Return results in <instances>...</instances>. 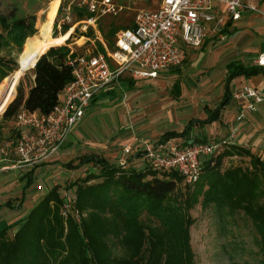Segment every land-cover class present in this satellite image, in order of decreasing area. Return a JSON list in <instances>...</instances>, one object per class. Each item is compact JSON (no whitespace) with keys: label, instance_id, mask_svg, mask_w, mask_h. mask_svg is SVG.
Masks as SVG:
<instances>
[{"label":"trees","instance_id":"16d2710c","mask_svg":"<svg viewBox=\"0 0 264 264\" xmlns=\"http://www.w3.org/2000/svg\"><path fill=\"white\" fill-rule=\"evenodd\" d=\"M62 8L63 5L58 13ZM73 10L78 19L88 15L75 5ZM112 16L117 15L106 17ZM102 18L105 17L100 18L98 26L109 47L113 48L119 27L112 20L107 29ZM35 23L34 17L0 13V84L18 65L16 59L5 57L4 51L16 46L22 52L26 39L38 32ZM70 25H63L65 41L72 33ZM132 26L133 23L123 28ZM55 27L53 35L56 37L59 34L57 22ZM82 35L96 39L95 53L104 50L93 28L79 36ZM47 44L41 53L38 52V56L44 54L34 66V84L27 93L20 86L17 97L11 102L13 94L2 122L11 120L22 106L44 114L51 112L59 93L73 79L72 67L67 64L70 47H51L46 51ZM33 54L37 58L35 51ZM262 68L238 61L229 63L219 105L214 109L206 108L204 119H191L181 131L164 132L155 144L175 137L186 138L195 124L204 126L218 120L232 98L231 80L238 75L252 76ZM173 71H179V68ZM175 91L177 96L181 94L178 82ZM13 131L10 138L18 135L16 129ZM136 155L140 156L142 152ZM235 155L247 157L250 163L226 167L225 158ZM87 164L98 167L99 172H90L71 184L77 190L75 208L86 215L79 221L73 215L65 218L61 213L60 186L47 187L39 201L16 223L19 227L13 237L9 236V230L14 224L0 229V264H198L191 243V226L195 218L190 209L201 193L204 205L214 203L231 214L242 210L250 217L259 233L261 263L264 264V159L251 149L226 144L217 154L203 160L201 177L193 184L187 183L178 172L154 170L147 164L145 168L125 167L98 154H85L77 164L70 161L65 165L78 169ZM35 169L29 170L25 177L18 204L8 200L4 203L6 206L22 208L26 191L34 183ZM184 181L185 190H179L178 185Z\"/></svg>","mask_w":264,"mask_h":264},{"label":"rangeland","instance_id":"374dc122","mask_svg":"<svg viewBox=\"0 0 264 264\" xmlns=\"http://www.w3.org/2000/svg\"><path fill=\"white\" fill-rule=\"evenodd\" d=\"M123 1H125L128 5L127 9L120 12L117 16L102 18V24L107 29L109 28V23L112 20L115 22L114 24L119 27V29H121V27L123 28L124 25H131L139 9H156V6L161 0ZM56 2L57 0H0V13L9 14L14 12L17 17H34L36 18L35 26L38 28V32L33 35L34 37L30 36L26 39L22 52H20L16 46H11V48L4 51L3 55L8 58L16 59L18 65L16 70L11 73L12 75L10 74L11 76L5 78L3 82H1L0 100L9 80L13 77V75H19V78L14 85L9 100L14 93L15 95L11 102L17 97L20 86L23 87L25 93L28 92L30 87L34 84L35 73L34 68L24 70L23 60L30 55H34V51L36 52L38 59V52L40 51L41 53L47 43L46 51L51 47L66 45H68L70 49L75 50L77 53H84L86 50H94L98 48V43L94 38L91 39V42L86 39L88 36H79L82 33L79 27L74 28V31L72 30V27L69 29L72 33L70 39H67L66 41L63 33L60 34L59 30L57 32L59 33L58 36L55 37L53 35L56 28L55 23L57 22L58 25V19H60L61 16V13H58V8H60L59 3L56 4ZM69 2L70 0H61L60 6L63 5L64 7ZM255 12H257V14H254V18L251 17V20L249 18L251 22L250 28L252 29L250 32L253 33V36H258V42L259 44H262L264 42V18L259 15L262 14L261 11ZM53 13H55V17L53 19L52 30L50 34L47 35L46 31ZM234 28H237V31L241 30V32L237 34V51H229L231 45L228 44V42L231 39L225 32L222 31L221 33L213 34V36H209L212 34L209 33L207 35V37H209H206L207 40L202 49H195L192 47L190 49L188 48L187 59L181 67V74H177L174 78H171L172 76H170L171 81L167 80L169 78L168 74L170 73H164L161 77L162 79L158 78L151 80L158 81L160 79H165L167 80L165 85H150L148 84L150 81L147 80H143L141 83L138 81L134 92H132L137 94L134 100L132 99L129 101L130 94H128L127 91L122 89L119 91L117 90V92L120 93V99H110L108 103H99L98 108L94 110L93 118L95 121L93 123H91L92 115L87 113L75 126L78 131L82 132L89 130L92 125V129L85 133L82 140H129L131 138L132 140H158L160 137L159 131L162 132L164 129L159 128V131L156 130L157 124L160 125L161 122H153L154 127H156L154 131V127L149 121L152 116V114H150V108H152V106L154 107V104L150 101L152 95L158 96V100H155V102L160 103L164 102L161 101L162 99L165 101L168 99L165 98V95H168L169 98L171 97V99L175 102L184 100L182 104L186 105V112L188 114L190 112L192 115L203 109V107L210 102L214 108L220 97L219 93L221 92L222 94L223 92V84H221L218 88V81L224 76L225 63L233 58L248 61L250 56L255 54L253 53V50H255L253 47L254 45H250V43L256 39H250V35L247 34L248 30L242 31V29L237 26ZM233 32H235V30ZM236 33L237 32L234 34ZM31 37H33V39L27 41ZM28 54L30 55L28 56ZM202 54L203 56L201 58L200 55ZM258 54L253 56V58ZM195 58L201 59L200 64L197 66L191 64L192 59ZM165 76L167 78H164ZM178 78H180V81L184 85L182 92L179 95L181 96L183 93L185 94V98L182 99L176 97L177 95L173 93V84ZM208 78H212L214 81H206ZM139 83L142 88L138 86ZM146 94L149 96H146ZM134 101H136L135 104ZM7 107L0 113V121L2 120ZM159 109H161V105L159 106ZM184 123L185 121L183 124ZM15 127V116L9 121L2 122L0 143L5 142V140L9 139L10 136L13 135ZM179 128H182V125H180ZM65 154L66 155L62 157V159L51 162V164L55 165V174L53 177L49 178V180H44L46 175L40 174L39 168L43 165L42 163L32 166L36 167L34 172V183L26 191V199L21 209L11 208L6 206L4 203L8 200H12V203L17 205L18 201L21 200V196L23 195V185L26 181L25 177L30 168L12 169L0 174V206L5 207L2 213L0 212V229L9 223L14 224L9 230L10 237H13L14 233L18 229L19 226L16 223L23 218V214L25 212H29L31 209L30 206L39 201L38 200L36 202L38 192L43 190L45 191L46 185L49 187L58 184L60 187H69L72 186L71 184L78 178H83L90 172H99V168L93 164L85 165L79 169L67 168L65 164L70 161H74V164H77L82 153L79 149L76 153L66 152ZM107 158L111 162L119 163L118 161L121 157L118 158L115 155V157ZM130 158H138V156L133 154L128 157V160H130ZM141 158H143V156H141ZM249 163L250 162L247 157L239 155L227 157L224 161V165H226V167L231 164L246 166ZM136 164L139 165L138 168H145L146 166V163L144 164L142 162H137ZM42 172L44 173L43 170ZM38 185H42V187H39ZM185 187V181L178 185L179 190H185ZM203 198L204 195L201 193L198 201L195 202V205L190 209L191 215L195 218V221L191 226V243L195 251L197 263L262 264V251L259 243V233L250 217L244 214L242 210L231 214L229 210L224 208L220 209L214 203L204 205ZM84 213L86 215V212ZM9 214H17L16 217H14L16 219H12V216H9Z\"/></svg>","mask_w":264,"mask_h":264},{"label":"built area","instance_id":"2783aa9c","mask_svg":"<svg viewBox=\"0 0 264 264\" xmlns=\"http://www.w3.org/2000/svg\"><path fill=\"white\" fill-rule=\"evenodd\" d=\"M74 5L88 15L78 19ZM127 8L123 0H70L62 8L57 25L60 34L65 23L71 24L73 31L79 27L81 32H87L91 27L104 50L95 53L89 49L77 53L71 49L67 64L72 67L73 79L61 90L51 112L44 114L24 106L17 111L15 129L18 135L0 143V174L49 161L62 149L93 98L125 73L135 78H156L160 72L185 62L187 46L198 48L209 33H221L226 16L233 21L239 20L246 9L264 14L252 0H161L156 9H139L133 26L119 29L114 46L110 48L98 21L101 17L118 15ZM86 39L92 42V37ZM255 62L264 67V51L257 55ZM235 96L246 100L248 111H255L264 101V93L248 84ZM245 116V112H240L237 121L242 122ZM226 144L229 140L207 139L187 145L153 144L144 149L126 145V156H122L118 164L126 167L129 156L142 152L151 169L178 172L187 183L193 184L201 177L203 160L217 154ZM59 192L61 213L65 218L73 215L79 221L85 216L75 208V186L60 187Z\"/></svg>","mask_w":264,"mask_h":264},{"label":"crops","instance_id":"0c3cea01","mask_svg":"<svg viewBox=\"0 0 264 264\" xmlns=\"http://www.w3.org/2000/svg\"><path fill=\"white\" fill-rule=\"evenodd\" d=\"M252 3L261 7V10H264V5H262V0H252ZM254 14H257V12L250 10V9H246L243 11V14L241 17L242 20L239 19L236 21H233L230 17L226 16V22H225L224 28H227V31L226 32L223 31V32H225L226 35L231 39L228 42V44L231 45L229 51L233 52V51L238 50V43H237L238 35L237 34L240 33L241 30L237 31L236 30L237 28H234L235 26H237V27L241 28L242 31L248 30L247 34L250 35V39H254V38L256 39L250 43V45H254L253 47L255 48V50H253V53H255V54L250 56L248 61L233 58V59H230L229 61H227L225 63V65H224V76L222 77L221 80L218 81L219 83L216 82V83H218V88L221 84H223V92H222V94H221V92L219 93L220 97H219L218 101L216 102V104H217L216 106L219 105V103L221 102L223 95H224L226 78H227V74H228L227 67H228L229 63H231L232 61H238V62H240L246 66H257V64L255 62V58L257 56L254 58H253V56H255L256 54H258L261 51H264V42L262 44H259L258 36L255 37V36H253V33L250 32V30H252L250 28V23H251L250 20H251V17L254 18ZM259 15H261L264 18L263 13L259 14ZM249 18H250V20H249ZM234 30H235V32H237L236 34H234L235 32H233ZM213 34H216V33H212L209 36H211V35L213 36ZM207 38L204 40L203 44L198 48L202 49V47H204V44L206 43ZM188 48L190 49L191 47L187 46V50H188ZM192 48H195V47H192ZM195 49H197V48H195ZM202 56H203V54L200 55L201 58H202ZM200 60L201 59H199V58L192 59L191 64L197 66L200 64ZM182 65L179 67H176V68L164 70V71L160 72L156 78H135L130 73H125L119 80L110 84L107 88L100 91L93 98L92 102L90 103V105L86 111V114L89 113L90 115H92L91 123H93L95 121V119L93 118L94 110L98 108L99 103H108V101L110 99H112V100L120 99V97H119L120 93L117 92V90L119 91L122 89V90L127 91L128 94H130V96H129L130 100L129 101H131L132 99L134 100V98L136 97L137 94L132 93V92H134V89L136 88L138 81L141 83V81L147 80V81H150V82H148V84H150V85H161V84L165 85L167 83V80L171 81V78H174V77H176L177 74L179 75L182 73V69H181ZM178 68H179V71H173V70L178 69ZM164 73H170V74H168L169 78L167 80H165V79L161 80L162 79L161 77L163 76ZM170 76H172V77L170 78ZM158 78H161L160 79L161 81L160 80L151 81V80L158 79ZM164 78H167V77L165 76ZM206 81H214V80L212 78H208ZM157 82H158V84H157ZM176 82H178V84L180 85V91L181 92H182V88L184 86L182 84V82L180 81V78H178L173 84V93L175 95H177L176 94L177 92L175 91V83ZM140 83L138 86H140ZM205 83H207V82H205ZM247 84L258 88L262 93H264V67L262 68L261 71H259V73L254 74L252 76L238 75L231 80L230 89H231V93H232V98L230 100V103L222 109L220 118L218 120H216L212 123L206 124L204 126L199 125V124H195V126L192 129V132L186 138L175 137V138H172V139L166 141L165 143H167V145H169V144L171 145L174 143H177L180 145H187V144H190V143L195 142V141H201V140H207V139L215 140L216 142H222L225 140H229V143L237 144V145L243 146L245 148H249L252 150V152L262 156V158L264 159V101L257 105V109L255 111H248L246 109V104H247L246 100L243 98H237L235 96V93L239 89H241L244 85H247ZM146 96H149V95L146 94ZM146 96H144V97H146ZM176 97H179L182 99V98H185V94L183 93L181 96L178 95ZM165 98L166 99L168 98V99L166 101L164 99H162L161 101H164V102H161V103L155 102V100H158V96H156V95H152V98H150V101L154 104V107H156V108H154L153 106H152V108H150L151 111L150 110L149 111H150V114H152V116L149 119V121L151 122L153 127H154L153 122H159V121L161 122L160 125L157 124V129H156V127L153 128L154 131H155V129L159 131V128L164 129L162 132L159 131L160 136L168 130H178V131L183 130L191 119H193V118L204 119L207 116L206 108L214 109L216 107L215 106L213 108V105L210 102L209 103L210 105L206 104L203 107V109H201L200 111H197L194 115H192V114H190V112H189V114L186 112V105L182 104L184 100H180V101L175 102L174 100L171 99V97L169 98L168 95H165ZM135 103H136V101H134V104ZM160 105H161V109H159ZM109 108H110V106H109ZM242 111L245 112L246 116L244 117L243 121L239 123L237 121V116ZM174 121H176V122H174ZM184 121H185V123L183 124ZM175 125H178V126H175ZM180 125H182V128H179ZM236 126H237V128H236ZM91 129H92V125H91L89 130H91ZM89 130L81 132V131H78L75 127L73 132L71 133L70 137L68 138V140L66 141V143L62 147V149L55 156H53L49 161L42 163L43 165L41 166V168H39V170H40V174L46 175L44 180H49V178L53 177V175L55 174L54 173L55 172V170H54L55 165L51 164V162L57 161L58 159H62V157H64L66 155L65 154L66 152L76 153L80 149L82 155L98 154L99 156H103L106 159H108L107 157H115V155H116L118 158H120L122 156H126V154L124 153V147L126 145H130L134 149L135 148L141 149V148H145L148 145H153L158 141V140H132V138L129 140H89V139L82 140L83 137L85 136V133L88 132ZM126 130H127V127H126ZM75 150H77V151H75ZM141 156L142 155L138 156V158H132V159L130 158V160H128L127 167L138 168L139 165L136 164L137 162H139V163L142 162L145 164V161L143 158H141ZM33 168L34 167H32V168L30 167L29 170H31ZM69 169H71V168H69ZM42 170L44 171V173L42 172ZM18 171H21V170H18ZM68 171H70V170H68ZM61 174H63V173H61ZM65 176H67V175H65ZM47 187L48 186L46 185V189H47ZM46 189H45V191H46ZM45 191L43 190L41 192H38V198H37L36 202L41 198V196L45 193ZM1 205H3V204H1ZM33 205L34 204H32L30 207L32 208ZM3 209H5V207L0 206V212L1 213H2ZM11 213H13V212H11ZM26 213L27 212H25L23 214V216ZM16 215L17 214H9V216H12V219H16V218H14V217H16Z\"/></svg>","mask_w":264,"mask_h":264},{"label":"bare ground","instance_id":"6f19581e","mask_svg":"<svg viewBox=\"0 0 264 264\" xmlns=\"http://www.w3.org/2000/svg\"><path fill=\"white\" fill-rule=\"evenodd\" d=\"M57 3H59V7H60L61 0H57L56 4ZM54 17H55V13H53L51 18H50L49 25H48V28H47V31H46L47 35H49L51 30H52ZM38 58H39V56H38ZM36 61H37V58L35 57V55H30L29 57L25 58L23 60L24 70L33 68V66L36 63ZM18 78H19V75H15V76L13 75V77L9 80V82H8L4 92H3L2 98L0 100V113L3 111V109L5 108V106L8 103V101H10L9 98L11 96L12 90H13L14 85L16 84Z\"/></svg>","mask_w":264,"mask_h":264},{"label":"water","instance_id":"95a60500","mask_svg":"<svg viewBox=\"0 0 264 264\" xmlns=\"http://www.w3.org/2000/svg\"><path fill=\"white\" fill-rule=\"evenodd\" d=\"M43 54H44V53H43ZM43 54H42V55H43ZM42 55H41V56H42ZM41 56H39V58L37 59V61L41 58ZM37 61H36V62H37ZM35 64H36V63H35ZM35 64H34V66H35ZM34 66H33V68H34ZM11 75H12V74H11ZM11 75H9V76H11ZM9 76H8V77H9ZM6 78H7V77H6ZM4 110H5V108L3 109V111H4ZM3 111H2V112H3Z\"/></svg>","mask_w":264,"mask_h":264}]
</instances>
